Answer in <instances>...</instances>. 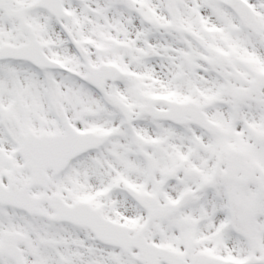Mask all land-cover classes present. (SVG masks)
Listing matches in <instances>:
<instances>
[{
  "label": "snow or ice",
  "instance_id": "6c2138e0",
  "mask_svg": "<svg viewBox=\"0 0 264 264\" xmlns=\"http://www.w3.org/2000/svg\"><path fill=\"white\" fill-rule=\"evenodd\" d=\"M0 264H264V0H0Z\"/></svg>",
  "mask_w": 264,
  "mask_h": 264
}]
</instances>
